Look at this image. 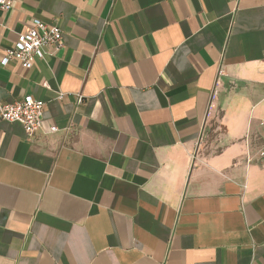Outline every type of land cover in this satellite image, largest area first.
I'll return each instance as SVG.
<instances>
[{"label": "crops", "instance_id": "0c3cea01", "mask_svg": "<svg viewBox=\"0 0 264 264\" xmlns=\"http://www.w3.org/2000/svg\"><path fill=\"white\" fill-rule=\"evenodd\" d=\"M36 20L62 47L2 66ZM26 96L42 130L0 119V264H264V0H14L0 100Z\"/></svg>", "mask_w": 264, "mask_h": 264}, {"label": "built area", "instance_id": "2783aa9c", "mask_svg": "<svg viewBox=\"0 0 264 264\" xmlns=\"http://www.w3.org/2000/svg\"><path fill=\"white\" fill-rule=\"evenodd\" d=\"M14 7V0H0V10L9 12ZM63 32L57 25H48L39 20L33 22L32 27L25 33L18 35L12 48L5 51L1 61L2 66L16 61L24 69H31L35 59H44L50 49L59 50L62 47ZM220 75L222 72L219 73ZM217 97L214 91L212 100ZM64 95H60L62 100ZM82 103V97L79 96ZM45 102L26 96L15 103H5L0 100V119L9 123L20 124L28 137L37 134L43 128ZM56 132L57 128L50 129Z\"/></svg>", "mask_w": 264, "mask_h": 264}]
</instances>
